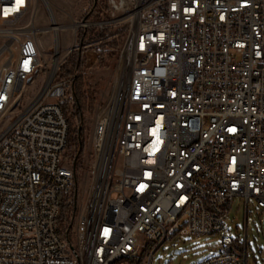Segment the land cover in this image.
Masks as SVG:
<instances>
[{
	"label": "built area",
	"instance_id": "built-area-1",
	"mask_svg": "<svg viewBox=\"0 0 264 264\" xmlns=\"http://www.w3.org/2000/svg\"><path fill=\"white\" fill-rule=\"evenodd\" d=\"M107 4L127 15L123 91L96 113L82 197L65 153L63 59L23 106L47 66L36 36L19 32L0 65V264H151L173 235L216 237L196 264H247L226 220L235 197L264 211V0ZM0 6L2 30L32 0Z\"/></svg>",
	"mask_w": 264,
	"mask_h": 264
},
{
	"label": "rangeland",
	"instance_id": "rangeland-1",
	"mask_svg": "<svg viewBox=\"0 0 264 264\" xmlns=\"http://www.w3.org/2000/svg\"><path fill=\"white\" fill-rule=\"evenodd\" d=\"M55 19L61 27L58 36L51 28ZM82 22L86 26L79 25ZM19 32L36 36L47 63L46 69L28 83L19 106L28 103L44 84L54 68L55 57L64 61L58 76L71 79L63 101L70 136L65 153L76 168L75 187L82 197L91 181L88 170L93 161L91 132L96 113L114 98L116 75L122 73L123 78L120 53L128 32L127 15L111 16L107 0H32L27 15L16 26L0 30V65L9 64L10 50H14V39L21 36ZM74 44L77 49L69 53L65 48ZM117 165L121 166L120 159ZM226 226L239 247L245 238L250 244L247 264H264V211L253 198L247 212L245 199L234 198ZM216 240L211 235L200 239L173 235L154 252L149 245L146 252H152L151 264H196L214 252Z\"/></svg>",
	"mask_w": 264,
	"mask_h": 264
},
{
	"label": "bare ground",
	"instance_id": "bare-ground-1",
	"mask_svg": "<svg viewBox=\"0 0 264 264\" xmlns=\"http://www.w3.org/2000/svg\"><path fill=\"white\" fill-rule=\"evenodd\" d=\"M9 14V7L6 6H0V15H7ZM55 18V17H54ZM21 21V20H16V24ZM53 32L55 33V35L58 36V32L60 30V26L56 23V19L54 21V23L51 26ZM1 33H6L5 31L1 32ZM56 59L54 60L55 63ZM121 75V76H120ZM123 78H122V73H119L116 75L115 81H114V85H113V95L115 98L121 97L122 95V86H123ZM107 165H104L103 167V172L106 171Z\"/></svg>",
	"mask_w": 264,
	"mask_h": 264
},
{
	"label": "trees",
	"instance_id": "trees-1",
	"mask_svg": "<svg viewBox=\"0 0 264 264\" xmlns=\"http://www.w3.org/2000/svg\"><path fill=\"white\" fill-rule=\"evenodd\" d=\"M62 109H63V112L65 113L66 112V107H65V105L63 103H62ZM69 140H70V136L68 135V142H69Z\"/></svg>",
	"mask_w": 264,
	"mask_h": 264
},
{
	"label": "crops",
	"instance_id": "crops-1",
	"mask_svg": "<svg viewBox=\"0 0 264 264\" xmlns=\"http://www.w3.org/2000/svg\"><path fill=\"white\" fill-rule=\"evenodd\" d=\"M65 49H69V46H67Z\"/></svg>",
	"mask_w": 264,
	"mask_h": 264
},
{
	"label": "water",
	"instance_id": "water-1",
	"mask_svg": "<svg viewBox=\"0 0 264 264\" xmlns=\"http://www.w3.org/2000/svg\"><path fill=\"white\" fill-rule=\"evenodd\" d=\"M1 52V51H0Z\"/></svg>",
	"mask_w": 264,
	"mask_h": 264
}]
</instances>
